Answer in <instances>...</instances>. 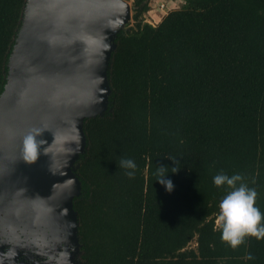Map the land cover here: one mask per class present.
<instances>
[{"label":"trees","instance_id":"obj_1","mask_svg":"<svg viewBox=\"0 0 264 264\" xmlns=\"http://www.w3.org/2000/svg\"><path fill=\"white\" fill-rule=\"evenodd\" d=\"M29 1L0 0V95ZM148 3L132 0V27L116 34L107 68L106 110L83 121L77 260L264 264V239L236 249L220 239L226 189L213 183L221 171L242 174L264 213V0H181L156 25L144 21ZM121 158L136 162L134 178ZM169 158L180 169L169 173L171 192L156 174L175 167Z\"/></svg>","mask_w":264,"mask_h":264},{"label":"water","instance_id":"obj_2","mask_svg":"<svg viewBox=\"0 0 264 264\" xmlns=\"http://www.w3.org/2000/svg\"><path fill=\"white\" fill-rule=\"evenodd\" d=\"M131 10L126 0H30L9 59L0 95V200L7 202L0 210L10 212L14 197L22 203L16 190L28 191L23 227L38 222L53 231L62 224L66 246L71 234L78 244L72 201L80 193L74 166L85 149L83 121L106 110L114 39ZM34 129L42 130V150L29 162L23 138ZM39 210L47 217L33 222L31 212Z\"/></svg>","mask_w":264,"mask_h":264},{"label":"clouds","instance_id":"obj_3","mask_svg":"<svg viewBox=\"0 0 264 264\" xmlns=\"http://www.w3.org/2000/svg\"><path fill=\"white\" fill-rule=\"evenodd\" d=\"M41 129H34L23 138L24 159L33 162L42 150L43 140ZM171 159V158H169ZM175 167H157V182L164 186L165 190L171 192L174 188L173 182L168 178L169 173L175 174L180 169L177 167L179 161L173 160ZM120 167L128 170L126 175L131 179L135 177L137 165L131 158H121ZM167 169L172 171L167 172ZM215 186L224 187L226 194L219 202V211L216 217V225L220 231V239L229 247L236 249L242 245L246 237H255L257 240L264 239V213L256 206L257 191L249 187L245 178L240 173L228 175L219 172L213 177ZM246 259L252 260L253 256L248 253Z\"/></svg>","mask_w":264,"mask_h":264},{"label":"rangeland","instance_id":"obj_4","mask_svg":"<svg viewBox=\"0 0 264 264\" xmlns=\"http://www.w3.org/2000/svg\"><path fill=\"white\" fill-rule=\"evenodd\" d=\"M126 1L130 4V6H132V0H126ZM180 1L181 0H174V1L173 0H149V3H148L149 10L143 16L144 21L147 23L150 22V23L156 25L157 22L158 23L160 22L159 19H160L161 14L164 13L162 10L157 8L159 3L160 2L164 3L165 7L169 8V10H171L176 6H180V4H181ZM33 9H34V5H32L28 11L29 15L27 16L28 18L26 20V23H29V18L32 15ZM132 14H133V12L131 10L130 19L128 20L127 23H125L121 26L122 30L126 31L132 27V24H133V22L131 20ZM26 30H27V28H26ZM24 35H25V33H24ZM22 36H23V34H22ZM74 168L76 169L77 166H74ZM23 191L24 192H22L20 189H18L15 192L16 197L19 200L22 199L21 204L18 203L16 198L14 197L15 202L13 203V207H12V205L7 206V208L10 210V212L7 210H0V247L4 248L6 246H11L14 248L15 247L14 241H17V240L20 241V244L22 242H27V248H25L26 250L27 249L33 250V249H37V247H40L41 244L37 243L39 241H41L43 243L42 246H44V248L47 245L50 246L51 242L46 240V239L48 237V233H50L52 228H50V229H48L47 227L46 228H43V227L36 228V226H37L36 223H38V222L33 224V227H28V226L23 227V226H25V225H23V224H25V221H24V218H26L25 215L28 213L29 208H30L27 206L29 203L28 201H30V203H31L32 196H33V194L29 193L28 191H25V190H23ZM5 203H7V202H5L4 200H0L1 205L4 206ZM10 208H12V209H10ZM35 213L36 212H31L30 219L33 222H34V217L36 215H38V214L46 215V214H43V211H41V210H39V212L37 211V214H35ZM46 217H47V215H46ZM47 221H48V219H45L43 221L44 226L48 225ZM31 224H32V222H31ZM29 226H30V224H29ZM75 238H76L75 235L71 234V238H70V240H72V242L70 244L71 253H70L69 258L63 259L64 263H67V262L69 263V261H72L73 256L75 258V256H78V254H79V251H78L79 246H78V244L76 245V243H75L76 239ZM70 240H69V243H70ZM12 243L14 245H11ZM190 247L194 248L195 244L191 243Z\"/></svg>","mask_w":264,"mask_h":264},{"label":"flooded vegetation","instance_id":"obj_5","mask_svg":"<svg viewBox=\"0 0 264 264\" xmlns=\"http://www.w3.org/2000/svg\"><path fill=\"white\" fill-rule=\"evenodd\" d=\"M62 224L57 225L56 229L48 233L46 240L50 241V246L45 248L42 246V242L37 249L29 250L27 248V242L14 241L15 247L6 246L0 247V264H79L78 256H73L72 261L64 263V258H69L71 253L70 244L67 242V246L64 245L61 236ZM13 243L11 245H14ZM79 251V250H78ZM52 253V254H51Z\"/></svg>","mask_w":264,"mask_h":264},{"label":"built area","instance_id":"obj_6","mask_svg":"<svg viewBox=\"0 0 264 264\" xmlns=\"http://www.w3.org/2000/svg\"><path fill=\"white\" fill-rule=\"evenodd\" d=\"M157 8L164 12V13H162L163 15H165L169 11V8L165 7V4L162 3V2L159 3ZM148 23L151 24V25H154V24H152L150 22H148Z\"/></svg>","mask_w":264,"mask_h":264},{"label":"crops","instance_id":"obj_7","mask_svg":"<svg viewBox=\"0 0 264 264\" xmlns=\"http://www.w3.org/2000/svg\"><path fill=\"white\" fill-rule=\"evenodd\" d=\"M173 1H174V0H173ZM176 7H177V6H176ZM173 9H175V7H174ZM165 15H166V14H165ZM163 16H164V15L161 14L160 19H161ZM160 19H159V21H160ZM157 23H158V22H157Z\"/></svg>","mask_w":264,"mask_h":264}]
</instances>
